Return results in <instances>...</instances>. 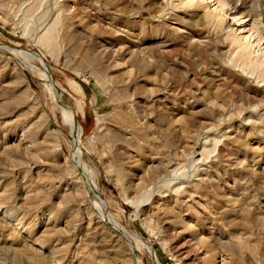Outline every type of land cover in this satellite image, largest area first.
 <instances>
[{"label": "rangeland", "instance_id": "374dc122", "mask_svg": "<svg viewBox=\"0 0 264 264\" xmlns=\"http://www.w3.org/2000/svg\"><path fill=\"white\" fill-rule=\"evenodd\" d=\"M220 1L0 0V264H264V0Z\"/></svg>", "mask_w": 264, "mask_h": 264}, {"label": "bare ground", "instance_id": "6f19581e", "mask_svg": "<svg viewBox=\"0 0 264 264\" xmlns=\"http://www.w3.org/2000/svg\"><path fill=\"white\" fill-rule=\"evenodd\" d=\"M187 1H188V3H193V4L198 3V2H204V3H207V5L210 4L209 2L215 1L216 5L214 4L215 5L214 7L210 8V5H208L206 7V11H205L206 16L208 18L217 17L220 21L225 20V18H226L227 14L223 11V8L221 6L222 3L220 0H187ZM242 38L246 40V44H244L246 46L241 47L240 49L243 53V56L246 57L248 64L252 65L254 67L260 68V69L262 68V70L264 72V61L263 60L261 61L260 59H258V57H256V55L252 56V52H251L252 50L251 51L249 50V47H250L249 45H251V41H249L248 37H246V36H243ZM46 40L49 41L50 37H48ZM242 44H243V42H242ZM65 112H66L68 118L70 119V121L74 127V124H75L74 116L70 112H67V111H65ZM74 132H75L76 137L78 138L79 134H80V130L74 131Z\"/></svg>", "mask_w": 264, "mask_h": 264}]
</instances>
